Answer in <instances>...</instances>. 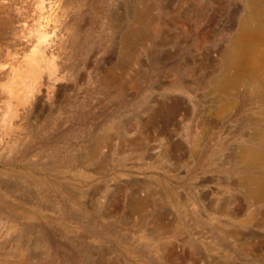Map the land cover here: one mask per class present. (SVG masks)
I'll use <instances>...</instances> for the list:
<instances>
[{
	"label": "rangeland",
	"instance_id": "rangeland-1",
	"mask_svg": "<svg viewBox=\"0 0 264 264\" xmlns=\"http://www.w3.org/2000/svg\"><path fill=\"white\" fill-rule=\"evenodd\" d=\"M249 1L0 0V264H264Z\"/></svg>",
	"mask_w": 264,
	"mask_h": 264
},
{
	"label": "bare ground",
	"instance_id": "bare-ground-1",
	"mask_svg": "<svg viewBox=\"0 0 264 264\" xmlns=\"http://www.w3.org/2000/svg\"><path fill=\"white\" fill-rule=\"evenodd\" d=\"M249 5L252 7L250 14L254 25H248V19L243 23L240 32L234 38L232 47L228 51L227 62L229 67L233 68L237 74L249 71L255 77L264 81V55L262 54L264 49V21L260 17V13L264 9V1L250 0ZM258 157L259 159L256 161L264 165V157ZM253 184L254 200L262 201L264 198V179L262 178V180L260 179ZM176 233L178 234L179 232L177 231Z\"/></svg>",
	"mask_w": 264,
	"mask_h": 264
}]
</instances>
